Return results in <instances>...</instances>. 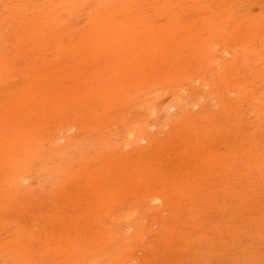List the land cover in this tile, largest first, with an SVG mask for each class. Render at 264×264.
<instances>
[{
  "label": "rangeland",
  "instance_id": "374dc122",
  "mask_svg": "<svg viewBox=\"0 0 264 264\" xmlns=\"http://www.w3.org/2000/svg\"><path fill=\"white\" fill-rule=\"evenodd\" d=\"M0 264H264V0H0Z\"/></svg>",
  "mask_w": 264,
  "mask_h": 264
},
{
  "label": "bare ground",
  "instance_id": "6f19581e",
  "mask_svg": "<svg viewBox=\"0 0 264 264\" xmlns=\"http://www.w3.org/2000/svg\"><path fill=\"white\" fill-rule=\"evenodd\" d=\"M201 73V72H200ZM206 74V73H205ZM211 75V74H210ZM207 77V76H206ZM251 81V80H250ZM196 93V92H195ZM229 103V102H228ZM262 107V106H261ZM232 108V107H231ZM152 115V114H151ZM225 115V114H224ZM244 118V117H243ZM259 121V120H258ZM240 130V129H239ZM247 131V130H246ZM239 135V134H238ZM240 136V135H239ZM234 141V140H233ZM246 146V145H245ZM156 200V199H155Z\"/></svg>",
  "mask_w": 264,
  "mask_h": 264
}]
</instances>
